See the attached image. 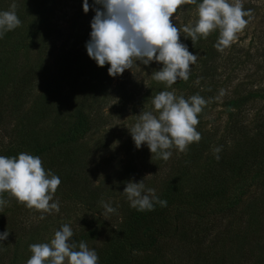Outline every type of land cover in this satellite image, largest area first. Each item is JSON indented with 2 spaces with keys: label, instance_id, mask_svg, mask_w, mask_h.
Masks as SVG:
<instances>
[{
  "label": "rangeland",
  "instance_id": "374dc122",
  "mask_svg": "<svg viewBox=\"0 0 264 264\" xmlns=\"http://www.w3.org/2000/svg\"><path fill=\"white\" fill-rule=\"evenodd\" d=\"M22 1L25 0H0V11H8L13 2L17 5L21 4L19 2ZM83 2L84 0H49L44 5L43 22L38 21L35 15L37 12L39 13L40 9L33 6L31 2V4L27 3L29 11L33 13V16L28 18V24L25 25L24 30L25 32L31 28L29 30V33L31 32L29 38L31 39H27L26 42L30 50L27 52V50L20 48L21 56L15 62H22V64H16L19 67L22 65V70L30 67V65L36 66L38 61L41 62V65L36 66L38 77L34 84L39 85L33 89L32 97L34 100L36 98L35 91L40 90L41 86L42 88L50 86L56 90L60 86L61 97L67 96V100L72 103L80 99H87V103L90 104V107L92 106L93 110L98 108L99 117L97 119L100 124L87 136L88 138L84 140L83 144L76 147L77 157L82 159L77 170L83 175V179L88 182L83 187H87V189L97 188V190L104 191L101 192L102 195L97 200L98 204L94 208L88 206V202L64 201L61 191L58 192V187L53 196V201H50V203L59 201V212L53 210L51 213H43L35 209L30 210L14 198L10 199L8 194L4 193L3 198L8 200V203L0 207V221L4 222L3 225L7 228L9 235L7 240L0 241V264H27V260L32 255L29 246L50 242L55 231L60 230L64 224L69 225L72 229L74 235L71 240L75 243L84 240L79 237L75 240L77 232L82 230L85 232L90 227H100L104 235L107 230L109 232L112 226L117 227L125 215L121 206L126 202L129 203L123 194L126 182H140L143 180L145 189H155L157 194L161 188V178L170 174V172L179 175L184 166L183 153L179 152L178 149H171L172 156L167 161L152 155L147 144L137 149L128 128L136 123V115H139L143 110L154 112L151 98L156 94L161 91H172L176 94L177 90L174 84L169 88L166 84L156 82L151 77L153 71L160 70L163 65L156 61L149 65L137 61L132 70H125L122 75L114 78L109 76L107 69L105 84L107 82L109 85H102L104 77L102 80H96V72L92 73V69L88 72L84 68L85 60L90 59L86 43L90 40L91 21L95 16V8L100 7L102 9V6L96 5L94 0H88L90 9L85 13ZM242 4L245 10L251 9L253 15L245 17L249 21L246 27L237 33L231 45L220 53V67L209 80V93H212V96L207 98L209 99L207 100L208 104L201 111L202 121L196 125V130L203 132V134L200 133L201 137L206 134L209 138H220L221 135L228 132L231 123L241 125L243 129L245 128L247 132L253 134L255 123L262 116L264 117V101L258 97H250L240 108L231 107L228 110L230 98L241 85L247 84V87L253 89L259 86L264 87V0H242ZM197 19V8H187V5H182L177 13L173 15L172 23L177 28H183L186 25L194 26ZM49 32L50 34L47 35L46 33ZM186 35L181 33V43L184 39H191ZM44 39H46V42L42 45L41 42ZM192 53L199 58L200 54L198 52L193 50ZM27 57L29 62L26 64ZM15 62L13 61V63ZM195 66H197L196 62L191 64V67ZM14 67H16L14 64L8 66L10 70H13ZM93 85H96L97 89L104 86L106 91L102 96H94L96 93L91 90ZM9 89L7 91H10ZM9 100L10 98L5 97V101ZM45 101L47 102L43 98L38 102L31 101L25 106L24 111L29 109L28 112L33 114L36 110L31 106L44 108ZM11 114H7V112L2 114L3 120L0 121L1 149H5L6 145L4 144L14 138L13 129H15L18 118L10 117ZM37 116H32L31 120L25 122L23 124L24 128L21 129L24 135H27V139L31 144H34L35 138L44 141L47 136L50 137L49 133L44 131V127L47 128L45 130L50 129L47 126L48 124L46 125L48 120L40 121L41 127L37 124ZM39 129L41 131L36 135ZM242 134L243 131L239 135L242 136ZM242 140L243 138H240V141ZM244 140L250 141L252 138L245 136ZM234 144L235 142L231 146H234ZM69 145L70 143L67 146ZM32 148L33 145H25V153L37 156L38 154ZM43 152L44 154H40L43 161L51 157L50 149H45ZM43 166L45 165L43 164ZM127 166H132L134 171L131 178L122 181L120 176L125 173ZM193 172L194 170L190 169L189 174H187L188 177L184 181L185 186L193 183ZM83 179H79V181L82 182ZM254 181L256 182V185H253L254 189L263 193L264 172ZM101 200L109 203L116 209V212L107 216L102 215L104 209L100 204ZM260 204L261 210L264 212V199L263 201L260 199ZM244 208V205H236L231 210L232 212L229 211L228 213L240 214ZM222 213L225 212L218 211L212 213V216L216 217ZM234 215L230 220H225L223 223H220L221 219L219 217L217 220L219 224L214 231L227 230L229 227L236 228V226H233L234 221H236L233 220ZM183 217H189L191 223L192 221L194 223L195 218L198 216L191 212H185ZM240 227L245 228V230L248 229L246 224H239ZM11 231L13 235H11ZM261 232H263V236L259 234ZM0 233H3L1 228ZM87 235L89 236V234ZM89 237L86 238V244L90 249L98 251L95 244H99L104 237L102 235L98 239ZM204 242L209 244L211 241L207 239ZM247 242L245 246L248 249L250 248V260L238 258L236 259L237 263L234 262V264H264V226L258 233L253 230L249 231ZM192 249L188 247L183 249L178 244H172L167 249L168 253H172L167 263L200 264L203 260L202 254L198 255ZM102 251L103 248H99L98 255H101ZM199 253H201L200 250ZM130 261L135 264L133 258ZM98 264H101L100 258ZM208 264L214 263L209 261ZM229 264H232V262Z\"/></svg>",
  "mask_w": 264,
  "mask_h": 264
},
{
  "label": "trees",
  "instance_id": "16d2710c",
  "mask_svg": "<svg viewBox=\"0 0 264 264\" xmlns=\"http://www.w3.org/2000/svg\"><path fill=\"white\" fill-rule=\"evenodd\" d=\"M48 1L25 0L22 1L23 3L19 2L21 4H17L16 12L21 20V26L5 33L3 38H0V121L3 120V112L12 113L10 117L18 118L15 129H13L14 138L4 144L6 145L5 149L0 147V155L18 158L20 153H25V145H33L32 149L39 157L44 154L45 149H50L51 157L44 161L43 158L41 159L42 167L46 172L51 170L61 179L58 192L61 191L64 201L88 202V206L95 208L98 204L97 200L104 190L83 187L88 182L77 170L82 159L77 157L76 147L83 144L84 140L88 138L87 136L100 124L97 119L99 117L98 108L93 110L92 106L90 107V104L87 103V99H80L72 103L67 100V96L61 97L60 86L57 90L50 86L47 88L41 86L40 90L35 91L36 98L34 100L33 89L39 85L34 84L38 77L36 68L41 65V62L36 63L37 67L30 65L24 70L21 69L22 65L20 67L16 65L22 64V62H15L21 56L20 48L27 52L30 50L26 42L27 39H31L29 38L31 28L25 31L26 33L24 30L25 25L28 24V18L33 16V13L29 11L27 3L31 2L33 6L40 9L39 13L37 12L35 15L38 21L43 22L44 5ZM200 2L202 0H197V3ZM187 8H197V5H187ZM32 33L34 34L33 31ZM46 34L48 35L50 32ZM218 38L219 30L217 29L212 31L207 38L199 37L195 45L192 39L182 40L190 52L195 50L200 55L196 60L197 66L191 67L190 65L189 79L187 81L178 79L174 84L177 90L175 95L187 99L198 94L206 100L205 105L208 104L207 100L209 99L207 98L212 96V93H209V80L220 67L221 52L214 47ZM45 42L46 39L42 40V45ZM26 59L27 64L29 58ZM85 62L84 68L88 72L91 69L92 73L96 72V80H102L104 77L101 84L109 85L107 82L105 84V78L106 70L110 65L106 64L104 67H100L91 58ZM10 64H14L16 67L10 70L8 68ZM91 88L96 93L94 96L98 97L106 91L104 86L97 89L96 85H93ZM5 97L10 100L5 101ZM250 97H258L264 101V87L259 86L253 89L247 87V84L241 85L230 98L228 110L231 107L240 108ZM42 98L47 100L44 108L31 106L36 110L33 114L28 112L29 109L24 111L25 106L31 101L38 102ZM3 101L5 102L3 103ZM35 115H38L36 119L38 125H40V121L48 120L46 125L48 124L50 129L45 130L47 128L44 127V131L48 132L50 137L47 136L44 141L35 138L34 144H31L21 129L24 128L23 124ZM197 118L199 122L202 121V112L198 114ZM39 131L41 130H37L36 135L39 134ZM242 131L241 136L239 134ZM198 132L203 134L200 130ZM245 136L251 137L252 140H244ZM240 138L243 140L240 141ZM100 140L102 142L101 138ZM233 142L235 144L231 146ZM68 143H70L69 146H67ZM217 147L221 148L219 160L213 153V149ZM188 149L182 154L185 162L179 175L170 172L161 178V188L156 196L167 201L166 207L156 204L154 211L140 212L131 208L130 203L126 202L121 206L125 215L117 227L112 226L109 232L107 230L104 235L100 227H90L85 232L78 231L75 240L79 237L86 243L87 237L98 239L102 235L104 239L101 242L103 243L95 244L96 250H98L97 254L99 248H103L101 255H98L101 264H132L130 261L132 258L135 264H168L167 260L172 253H168L167 249L174 243L183 249L193 248L192 250L198 255L202 254L203 260L200 264H208L209 261H213L214 264H226L227 261L234 264V262L237 263L236 259L238 258L250 260V248L245 246L249 242H247L249 231L253 230L258 233L264 226V212L261 210V204L259 205L260 199L262 201L264 199L262 197L264 191L263 193L257 192L253 187L256 185L254 180L264 172V117L262 116L255 123L253 134L247 132L245 128L243 129V126L231 123L228 132H225L220 138H209L205 134L198 143H192ZM190 169L194 170V181L185 186L184 181L188 177ZM125 170V173L120 176L122 181L131 178L134 171L132 166H127ZM79 179L84 181L81 182ZM236 205L245 207L240 214L233 213L235 214L233 220H236L233 226L236 228L229 227L227 230L220 229L215 232L214 230L219 224L218 218L221 219L220 223L230 220L233 216L231 210ZM218 211L225 213L213 217L212 213ZM229 211L231 212L228 213ZM185 212L196 214L198 216L195 218L196 221L191 223L189 217H183ZM173 214L176 216L174 217ZM3 223L0 221V228L5 232L7 228ZM239 224H246L248 229L239 228ZM213 232L214 234H212ZM259 234L263 236V232ZM11 235H13L12 231ZM207 239L211 241L209 244L204 242ZM79 242L77 241L76 244L78 245ZM171 264L176 263L171 262Z\"/></svg>",
  "mask_w": 264,
  "mask_h": 264
},
{
  "label": "clouds",
  "instance_id": "9594fccd",
  "mask_svg": "<svg viewBox=\"0 0 264 264\" xmlns=\"http://www.w3.org/2000/svg\"><path fill=\"white\" fill-rule=\"evenodd\" d=\"M95 16L91 21L90 40L86 43L89 57L98 66L110 65L111 77L122 75L125 70H132L137 61L149 65L156 61L163 65L153 71L151 77L171 88L178 79L187 81L190 65L197 60L180 42L181 33L187 34L195 45L199 37L207 38L214 30H219V38L214 47L223 52L228 48L237 33L241 32L253 11L243 8L242 0H94ZM197 5L194 26L177 28L172 17L182 5ZM13 2L10 10L0 11V38L4 34L21 26ZM84 12L90 9L88 0L83 2ZM206 100L200 95L187 99L177 96L172 91H161L151 98L153 111H142L136 123L128 127L137 149L147 144L152 155L167 161L172 156L171 149L185 153L189 145L201 140L196 130L198 114ZM221 148L213 149L217 160ZM151 175V174H150ZM61 179L51 170L45 171L39 156L20 153L18 158L0 155V207L8 200L7 193L28 209L43 213L59 212V201H53ZM130 207L137 211H154L155 205L167 206L166 200L156 196L155 189H145L143 180L128 181L123 190ZM104 209L102 215L116 212L109 203L101 200ZM43 219V216L41 217ZM8 231L0 233V241L7 240ZM74 233L69 225H62L55 231L48 243L31 244V257L27 264H98L99 256L84 241L77 245L71 240ZM78 247V250H76Z\"/></svg>",
  "mask_w": 264,
  "mask_h": 264
}]
</instances>
